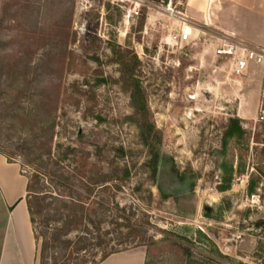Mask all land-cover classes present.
Returning a JSON list of instances; mask_svg holds the SVG:
<instances>
[{"label":"rangeland","instance_id":"1","mask_svg":"<svg viewBox=\"0 0 264 264\" xmlns=\"http://www.w3.org/2000/svg\"><path fill=\"white\" fill-rule=\"evenodd\" d=\"M117 1L0 0V70L21 60L36 63L44 53L54 55L51 74L43 83L48 96L33 98L44 105L43 112L22 97L20 109L14 107L16 113L21 111L20 117L0 121V152L26 177L37 169L36 164L20 157L15 148L23 139L33 150L44 141L42 137L35 140L38 126L33 120L39 116L56 120L48 145L51 155L58 153V146L74 152L59 165V174L68 180L59 182L56 176L43 175L47 187L44 203L50 206L41 216L51 215L62 204L70 209L78 199V225L72 226L62 241L88 237L96 242L101 237L107 241V251H120L102 264H139L147 254L156 257V264H185L190 258L182 256V249L194 257L209 251L204 239L198 240V233L211 238L217 251L236 263L261 264L255 251L257 243L264 241L258 239H264V233L257 235L248 229L264 222V177L254 199L245 195L248 174L257 166L264 172L260 156L264 123L255 122L260 68L252 64L246 76H230L227 61L203 53L204 39L198 32L189 45L175 47L179 21L165 8L171 1L173 11L187 17V0ZM135 1L143 5L135 8ZM221 1L216 0L214 8L210 5L213 18ZM199 4L203 7V0ZM127 14L131 18L127 19ZM142 19L144 25L139 30ZM228 22L234 26L235 21ZM206 23L214 29L216 21ZM110 43L134 52L140 61L151 120L163 136L161 144H153L152 152L157 159L173 163L179 172L190 167L199 175L195 179L186 173L193 179L190 207L177 206L169 195L161 199L148 167L149 148L141 143L135 125L126 120L133 113L128 96L113 82L118 78V66L98 65L91 58L96 56L101 62L111 58ZM97 78L108 83L95 88ZM3 81L4 76L0 105L11 100L8 92L12 84ZM33 89L34 84L26 94ZM231 118L241 122L248 137L244 146L227 144L234 177L231 189L219 193L214 152L222 149L221 133ZM246 143L248 153L244 155ZM45 147L40 150L43 162ZM238 155H243L239 163ZM47 165L54 167L50 162ZM125 168L130 172L127 180L122 177ZM240 169L248 174L239 176L236 171ZM227 201L234 205L229 212L225 211ZM205 204L212 216L221 215V219L207 218ZM247 210L250 214L244 218ZM68 211L60 214L62 222L34 225L36 264H94L99 260L101 252L96 247L72 253L73 246L68 250L64 244L43 245L64 223ZM239 235L241 239H237ZM176 236L187 237L189 243L176 240Z\"/></svg>","mask_w":264,"mask_h":264},{"label":"trees","instance_id":"2","mask_svg":"<svg viewBox=\"0 0 264 264\" xmlns=\"http://www.w3.org/2000/svg\"><path fill=\"white\" fill-rule=\"evenodd\" d=\"M144 25V19L141 20L139 23V30L142 29ZM109 48L111 51V58L107 59L105 62H101L98 57L92 56V60L96 62L98 65L110 64L114 63L118 66V78L113 81L117 85L121 92L128 96L129 99V106L133 110L131 116H128L126 120L130 123L134 124L138 131V136L140 138L141 143L149 148V153L151 154V158L148 162V167L150 168L151 178L154 181L155 176V165L157 161V155L152 152L153 144L156 142L157 144H161L163 136L160 130L156 129L154 123L151 120V112L148 107L147 102V94L144 87V79L141 72L140 61L137 59L134 52L129 51L125 47L119 46L115 43H110ZM69 55V53H67ZM54 55L53 53H44L36 63L31 64V59L21 60L17 64L8 67V71L5 70L3 67L0 70V81L4 76V83H10L11 87L8 96L11 97L9 104H5L2 102L0 105V121L7 120L10 118H19L21 115L20 113H16L14 111V107L18 106V109L22 97H25L30 100V102H34L36 104V109L38 108L39 111H42V107L44 105L41 102L34 100L35 96L40 98H46L48 95L46 93V87H43V83L47 81V78L51 74V66L50 62L53 61ZM108 81L104 78H97L94 80L93 86L95 88L99 87L100 85L107 84ZM34 84V91L30 94H26L32 88ZM89 84V82H86ZM54 87L58 88V85ZM0 93H5V86L2 88L0 85ZM37 97V98H38ZM37 111V110H36ZM13 112V114H11ZM38 112V111H37ZM43 112V111H42ZM47 112L45 111V114ZM32 121V120H31ZM30 121V122H31ZM35 121V125L38 126V131L34 133V138L44 139L41 143L36 147V149H32L28 146V140L23 139L20 144L15 148V152L19 153L18 155L22 158H28V162H35L36 168L30 174L26 176L27 183H26V204L27 210L30 216V223L32 226L33 232H35L34 225L38 222L39 224H43L44 226L48 223L49 220L54 221H61L62 217L60 214L63 211L69 210L68 213L65 215V221L62 223L60 228H57L53 234L51 239L46 242H43V245L46 246L47 244H64L66 249H70L73 246L72 253H78L84 250L89 249L90 247L99 248L101 252V256L97 262L94 264H100L104 260H106L109 256L119 253L120 251H107V241L98 237L96 242H93L88 237H76V241H62V236H66L70 233L72 226H77L80 219L78 215V199L76 202L71 205V208L66 204H62V207H56L53 210L51 215H47L46 217H42L41 213L43 210L48 208L50 205H45L44 201L46 199V186L43 184V175H47L48 177L56 176L59 182L61 180H68L64 178L61 174H59V165L64 162L70 154L74 152L73 149L69 147L63 149L62 146H58V153L56 155H51V145L54 129L56 126V120L53 119L51 116H39V119L33 120ZM41 124V125H39ZM248 137V133L242 128L241 122L238 119L231 118L227 121V124L224 126L222 133H221V142H222V149L220 151H215V166L216 169L219 171L218 182L216 185V190L219 193H225L229 191L232 187L234 171H233V159H227V144L230 143L234 147L244 146L243 142L245 138ZM261 152L260 156L264 158V139L261 142ZM45 147V154L46 160L45 162L41 159V149ZM26 151V152H24ZM40 151V152H39ZM244 155L248 153L247 143L245 144L244 148ZM121 157L124 156L123 151L119 150ZM14 152H11L13 154ZM0 155L4 156L3 153L0 152ZM35 156L34 159H30L29 157ZM243 155H238L237 160L238 163L241 161ZM261 158V159H262ZM7 162H9L8 157L6 158ZM51 163L54 167L49 168L48 163ZM44 163V164H42ZM241 165V164H240ZM242 166V165H241ZM240 166V167H241ZM57 167V168H55ZM176 173L177 170H174ZM186 173H192L190 167L186 169ZM246 172L242 169L236 171V174L239 176L244 175ZM123 180H127L130 177V172L127 168L122 170ZM248 174V173H246ZM194 175V174H193ZM199 175L195 174L193 177L197 179ZM264 177V172L257 166L255 171L250 172L248 174V179L245 187V195L246 197H252L257 195V190L260 188ZM166 196L161 195V199H165ZM225 211L229 212L233 209V203L230 201L225 202ZM224 210L221 211V213ZM250 211L247 210L243 215L244 218H248ZM207 218H213L214 220H220V216H212L211 214L204 213ZM39 216V217H37ZM198 240L204 239V241L208 244L209 251L200 253L198 256H188V252L186 250L182 251V256H187L190 259L185 261V264H240L236 263L233 260L224 257L221 255L213 242V240L206 235H202L198 233ZM36 240V234H34ZM176 240L181 241L182 243L186 242L189 243L187 237H175ZM172 239H164L165 241H170ZM156 244V243H154ZM256 258L261 259V264H264V241H259L256 245ZM156 257H152L149 254L145 257L144 264H156Z\"/></svg>","mask_w":264,"mask_h":264},{"label":"crops","instance_id":"3","mask_svg":"<svg viewBox=\"0 0 264 264\" xmlns=\"http://www.w3.org/2000/svg\"><path fill=\"white\" fill-rule=\"evenodd\" d=\"M215 2L203 0V7L200 0L186 2V15L194 28L192 42L195 32L200 33L204 54L209 52L214 58L227 61L214 55L223 37L253 48L264 47V0H222L213 18L210 7H216ZM207 21H216L214 29L209 28ZM228 21H235L234 26ZM26 183L19 168L0 155V185L5 187L4 190L0 186V264H36V240L27 210ZM116 254L109 257L114 258Z\"/></svg>","mask_w":264,"mask_h":264},{"label":"built area","instance_id":"4","mask_svg":"<svg viewBox=\"0 0 264 264\" xmlns=\"http://www.w3.org/2000/svg\"><path fill=\"white\" fill-rule=\"evenodd\" d=\"M127 0H118L117 3L124 4ZM141 1H135V8H139ZM172 2L167 3L165 12L170 17H175L179 21V29L174 37L175 47L182 49L192 41L194 28L188 18L180 13L174 12L171 7ZM143 5V4H142ZM136 10V9H135ZM137 11L133 12L137 16ZM132 15L126 16L127 19ZM216 57H223L228 61V73L235 78H241L248 74L252 64L260 68L261 86L259 89V102L257 105L256 123H264V47L253 48L234 41L231 38L223 37L220 39L218 46L214 49ZM253 199L255 197H252ZM251 203L254 201L251 199Z\"/></svg>","mask_w":264,"mask_h":264},{"label":"flooded vegetation","instance_id":"5","mask_svg":"<svg viewBox=\"0 0 264 264\" xmlns=\"http://www.w3.org/2000/svg\"><path fill=\"white\" fill-rule=\"evenodd\" d=\"M173 163L165 159H157L155 165L154 185L160 192V195H169L173 202L179 207L191 206V195L193 194V179L185 172H175ZM254 197V196H252ZM205 213L210 214V208L207 204L204 206ZM254 234L261 235L264 233V222L254 223L248 229ZM243 235V234H242ZM258 237V236H257ZM237 239H241L239 235ZM259 240H264L260 239Z\"/></svg>","mask_w":264,"mask_h":264},{"label":"water","instance_id":"6","mask_svg":"<svg viewBox=\"0 0 264 264\" xmlns=\"http://www.w3.org/2000/svg\"><path fill=\"white\" fill-rule=\"evenodd\" d=\"M120 40H122V39H120Z\"/></svg>","mask_w":264,"mask_h":264}]
</instances>
